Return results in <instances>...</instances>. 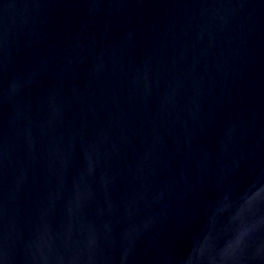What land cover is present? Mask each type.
<instances>
[{
  "label": "water",
  "instance_id": "1",
  "mask_svg": "<svg viewBox=\"0 0 264 264\" xmlns=\"http://www.w3.org/2000/svg\"><path fill=\"white\" fill-rule=\"evenodd\" d=\"M0 264H264V0H0Z\"/></svg>",
  "mask_w": 264,
  "mask_h": 264
}]
</instances>
